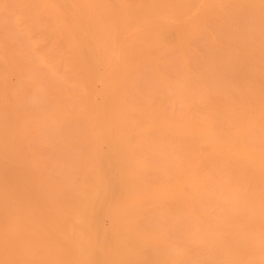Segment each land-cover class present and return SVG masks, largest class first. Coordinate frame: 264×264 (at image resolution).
Returning a JSON list of instances; mask_svg holds the SVG:
<instances>
[{
	"label": "bare ground",
	"instance_id": "bare-ground-1",
	"mask_svg": "<svg viewBox=\"0 0 264 264\" xmlns=\"http://www.w3.org/2000/svg\"><path fill=\"white\" fill-rule=\"evenodd\" d=\"M0 264H264V0H0Z\"/></svg>",
	"mask_w": 264,
	"mask_h": 264
}]
</instances>
